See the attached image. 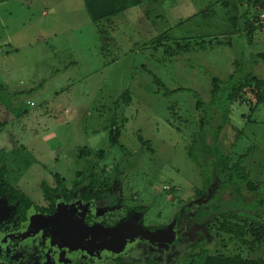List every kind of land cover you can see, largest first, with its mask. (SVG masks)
<instances>
[{"label":"rangeland","instance_id":"rangeland-1","mask_svg":"<svg viewBox=\"0 0 264 264\" xmlns=\"http://www.w3.org/2000/svg\"><path fill=\"white\" fill-rule=\"evenodd\" d=\"M228 17L222 0H145L96 23L83 0L0 2L3 177L44 206L42 182L54 186L58 173L69 186L75 172L92 163L99 182L111 186L95 202L91 225L114 231L131 224L123 226L127 241L121 234L111 239L110 257L95 253L93 259L87 251L52 254L58 206L51 216L31 213L29 220L39 224L4 242L0 264H112L113 256L180 264L189 245L207 234L189 215L217 203L245 211L261 199L264 104H256L250 90L230 104L216 144L231 160L244 154L242 166L255 186L241 187L247 204L228 201L234 191L224 184L227 173L215 179L198 146V161L187 152L201 119L210 121L203 129L211 142L212 110L221 104L231 74L264 79V59L255 56L264 52V27L248 36L246 30L234 32ZM214 80L219 90L212 103ZM83 148L89 154L80 155ZM99 150L101 158L94 155ZM121 198L125 206L144 209L128 215L122 202L110 206ZM252 209L264 216V207ZM151 228L156 241L138 234ZM175 235L181 241L173 244Z\"/></svg>","mask_w":264,"mask_h":264},{"label":"trees","instance_id":"trees-1","mask_svg":"<svg viewBox=\"0 0 264 264\" xmlns=\"http://www.w3.org/2000/svg\"><path fill=\"white\" fill-rule=\"evenodd\" d=\"M5 0H0L3 2ZM145 0H83L85 10L94 23L104 19L118 15L132 6H137ZM222 4L229 7L228 21L233 27V31L246 30L247 35L253 34L257 28L264 27V22L259 20V14L264 8V0H222ZM110 21V19H109ZM215 43H219L216 41ZM222 43V42H220ZM203 43L201 42L200 45ZM179 47V44L177 45ZM180 48V47H179ZM256 57L264 59V52H258ZM229 85L225 92V96L219 106L212 110V119L215 120L210 132L211 142H207L203 127L209 124V119L200 120V130L195 135L187 152L193 161H198L195 152V146H198L200 152L205 155V160H210L213 167L214 177L227 173L224 179L225 183H230L233 188L234 195L228 200L235 202L238 198L241 203L242 199L241 187L246 184L248 189H254L255 186L249 181V178L242 166L244 154L239 155L234 160L221 152L216 144L221 133L223 124L229 117L230 104L245 96L246 90H250L256 100V104H264V79L257 77L253 73H247L239 78H235L234 74L230 75ZM218 84L214 80L211 91V101L218 99ZM128 96V91L123 93ZM201 103L197 101V106ZM141 139V137H140ZM116 138L112 137V142H116ZM142 140V139H141ZM143 141V140H142ZM84 152L89 154L86 149H80L79 154ZM95 157L101 158L103 151L95 152ZM7 158L4 150H0V196L5 198V202L14 208L15 216L19 221H23L25 214L29 209H35L40 213L54 214L56 206L65 207L70 213H73L78 219L84 223H90L92 219L91 211L94 208L96 200L105 197L109 191L111 182L102 180L99 182L100 173L96 172L92 163L87 164L88 167L77 170L75 178L68 185L58 173L54 174L55 185L51 186L45 182L40 184L46 205L37 206L33 200L25 194L23 190L8 182L3 177V171ZM121 173H117L119 176ZM112 180V179H111ZM234 181V183H233ZM260 200L254 204H247L245 211L236 210L238 208L232 206H221L214 204L208 210L203 205L200 211L193 217L189 215L190 221H194L198 226H202L207 234L198 241H193L187 250L182 254L180 264H264V216H261L251 210L252 207H264V194ZM119 201L113 199L110 206H116L118 202H122L120 209H135L141 211L144 207H128L123 202L124 198ZM109 205V204H108ZM124 206V207H123ZM251 207V208H250ZM103 223H106L103 221ZM152 229V228H151ZM174 231L179 232L174 226ZM151 231H154L153 229ZM177 239H173L174 243L181 241L177 235ZM168 246L169 244L166 243ZM172 245V244H171ZM257 252V257L243 256V253ZM112 264H140L131 261H123L119 258L115 259ZM146 264H157L155 261L148 260Z\"/></svg>","mask_w":264,"mask_h":264},{"label":"flooded vegetation","instance_id":"flooded-vegetation-1","mask_svg":"<svg viewBox=\"0 0 264 264\" xmlns=\"http://www.w3.org/2000/svg\"><path fill=\"white\" fill-rule=\"evenodd\" d=\"M97 201L98 200H96V202ZM60 207H62V206H60ZM128 211H129L128 215H130V213L132 214L131 211L135 212L136 210L132 209V210H128ZM37 212L38 211L35 209H29L25 214L24 220L19 221V219L16 218V216H15L14 208L5 202V198L3 196H0V255H2V253L5 251L4 242L11 241L14 238L15 239L19 238V235H21L24 231L30 230V229H32L31 228L32 226H36L39 224L35 220H31V221L29 220V215L31 213H37ZM65 212L67 213V215L75 216L73 213L68 212L66 210V208H65ZM40 214L48 215V216L52 215V214H44V213H40ZM91 223H92V221H90V223H88L86 225H91ZM52 224L55 226V229H56V225L54 223H52ZM84 235H85L86 239L91 240V245L89 246V248L72 250V249L68 248L67 246H64V245L59 246L58 244L55 243V248H54L52 254H54L56 251H61V253L70 252L72 254H74L73 252L83 253L84 251L85 252L87 251L90 255V258H93V259H94V257H96L95 253H98L97 255L100 258L102 257V254H104L106 257H108V256L110 257V254L109 255L106 254L107 253L106 251H108L106 248L108 247L110 242H107L108 239L105 237L104 233H101V232H89V233H87V232H85ZM121 236L124 240L127 239L124 237L125 236L124 231L121 233ZM115 249L116 248H114V250ZM117 258H119V257L117 256ZM117 258L113 256L112 262ZM82 264H84V261H82ZM88 264H91V263H88Z\"/></svg>","mask_w":264,"mask_h":264},{"label":"water","instance_id":"water-1","mask_svg":"<svg viewBox=\"0 0 264 264\" xmlns=\"http://www.w3.org/2000/svg\"><path fill=\"white\" fill-rule=\"evenodd\" d=\"M57 210V217L51 221L56 225V230L54 233V243L58 244L59 246H67L72 250L89 248V246L91 245V240L85 238V232H101L105 235L107 234V232H110L113 234V236L108 239L107 242H111L114 238L116 240L117 238L121 239L120 234L123 232L124 225L125 227H127V229L131 227V224H129L127 221L124 224L115 227L114 231H110V229L106 230L94 225H86L83 221L77 219L75 216L67 215L64 207L58 206ZM148 232L149 233H144L142 231L138 232V234L146 238L149 237L148 239L156 241V237L154 236H157L158 234L155 232V230Z\"/></svg>","mask_w":264,"mask_h":264},{"label":"built area","instance_id":"built-area-1","mask_svg":"<svg viewBox=\"0 0 264 264\" xmlns=\"http://www.w3.org/2000/svg\"><path fill=\"white\" fill-rule=\"evenodd\" d=\"M259 20L261 22H264V8L262 9V11L259 14ZM166 188H168V186H166Z\"/></svg>","mask_w":264,"mask_h":264}]
</instances>
